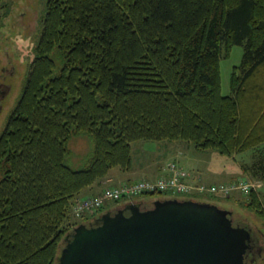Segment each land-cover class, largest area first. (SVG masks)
Masks as SVG:
<instances>
[{
	"label": "trees",
	"instance_id": "trees-1",
	"mask_svg": "<svg viewBox=\"0 0 264 264\" xmlns=\"http://www.w3.org/2000/svg\"><path fill=\"white\" fill-rule=\"evenodd\" d=\"M235 45L243 59L223 95ZM36 51L0 134V264H58L85 221L76 200L133 169L137 141L257 148L244 172L264 181V0H47ZM77 135L94 140L80 168L67 162ZM252 191L244 202L264 218Z\"/></svg>",
	"mask_w": 264,
	"mask_h": 264
},
{
	"label": "water",
	"instance_id": "water-1",
	"mask_svg": "<svg viewBox=\"0 0 264 264\" xmlns=\"http://www.w3.org/2000/svg\"><path fill=\"white\" fill-rule=\"evenodd\" d=\"M231 209L193 198L132 202L80 223L65 236L58 264H246L252 229Z\"/></svg>",
	"mask_w": 264,
	"mask_h": 264
},
{
	"label": "rangeland",
	"instance_id": "rangeland-1",
	"mask_svg": "<svg viewBox=\"0 0 264 264\" xmlns=\"http://www.w3.org/2000/svg\"><path fill=\"white\" fill-rule=\"evenodd\" d=\"M46 11L47 0H0V67L4 65L16 66L15 75L9 79V82L13 85L12 92L7 101L4 102V111L0 115V134L6 127L9 115L16 106L26 84L33 60L37 54L36 47L42 35ZM243 53L244 46L235 45L230 55L221 59L223 95H229L232 92V72L235 66L241 64ZM175 142L178 143L179 141L141 140L135 142L133 163L138 174L140 176L148 175L150 163L166 165V167L171 163H178L191 176L190 181L193 184L203 183L204 181L195 180L192 176L193 173L190 172L191 170L200 172L207 182H216L212 184L229 183L241 178L248 179L255 183L257 190L254 191L264 204V181L253 179L252 172H244V167L251 165L259 154L257 148L227 156L213 149L197 150L193 142L184 141L187 144L186 147L182 145L183 148L179 147L180 142L178 144ZM167 144L169 145L167 146ZM69 147L71 153L67 157V162L74 168H80L86 164L88 154L94 147V140L88 135L73 136L69 142ZM144 168L148 170H143ZM164 174L166 173L164 172L162 175ZM159 177L156 179H159ZM141 179L155 180L152 177ZM125 182L128 181L111 182L106 187H114ZM250 193H253V191L251 190L248 193L235 191L229 195L215 194L207 191V189L199 190L194 186V189L190 188L188 191L179 192L174 196L212 201L222 207L231 209L236 222L242 219L260 237L263 254L260 256L259 264H264V218L247 207L245 202L249 200ZM141 196L150 200L151 197H168L172 194L161 192L156 195H139L134 199H139ZM82 197L84 196L81 195L77 200ZM125 200L127 199L118 202L107 201L106 205L99 209L96 215L99 216L107 208H112V210L122 208V203ZM150 202H147L148 206L152 205V202ZM147 204L144 203V205ZM91 217L89 216V218Z\"/></svg>",
	"mask_w": 264,
	"mask_h": 264
},
{
	"label": "built area",
	"instance_id": "built-area-1",
	"mask_svg": "<svg viewBox=\"0 0 264 264\" xmlns=\"http://www.w3.org/2000/svg\"><path fill=\"white\" fill-rule=\"evenodd\" d=\"M165 173L159 179H140L133 182H125L114 187H106L98 194L84 196L75 203L76 205H74L73 209L74 216L76 218L93 216L106 205L107 201L133 200L136 196L156 191L174 195L179 192L188 191L190 188L194 189L195 186L199 190L207 189L211 193L229 195L235 191L248 193L251 190H257L255 183L242 178L222 184H193L190 181L191 176L178 163L168 165Z\"/></svg>",
	"mask_w": 264,
	"mask_h": 264
},
{
	"label": "crops",
	"instance_id": "crops-1",
	"mask_svg": "<svg viewBox=\"0 0 264 264\" xmlns=\"http://www.w3.org/2000/svg\"><path fill=\"white\" fill-rule=\"evenodd\" d=\"M175 143H177V142H175ZM168 145L169 144H167V146ZM182 145H184L183 147H186V144L180 142L179 147H182ZM149 165H150V167H149L150 171H149V174L146 176H143V175L140 176V174H138V171L135 169V165H134L133 169H131L130 171H122L120 168L119 169L113 168L110 170V173L107 176V178L101 180L100 183H97L93 187L87 188L83 192L82 195L85 196V195H92V194L100 193L111 182L117 183V182H120V181L123 182L126 180L127 181H135V180H139V179L144 178V177H152V178L156 179L165 172L166 165H161V164H157V163L156 164L150 163ZM143 170H148V169L144 168ZM190 172L193 173L192 176L195 180L200 179L201 181H204V182L210 183V184L216 183V182L205 181L204 177L200 174V172H197L196 170H191ZM154 199H156V197H151L150 200L149 199L147 200L146 198L141 196V197H139V199L137 198L136 201L141 202L142 204H144V203L147 204V202H149V201L153 202ZM130 202L131 201L125 200V202L122 203L123 204L122 206H125V205L129 204Z\"/></svg>",
	"mask_w": 264,
	"mask_h": 264
},
{
	"label": "flooded vegetation",
	"instance_id": "flooded-vegetation-1",
	"mask_svg": "<svg viewBox=\"0 0 264 264\" xmlns=\"http://www.w3.org/2000/svg\"><path fill=\"white\" fill-rule=\"evenodd\" d=\"M0 115L4 111V102L7 101L9 98L8 96L12 92L13 85L9 82V79H11L15 73H16V66L12 65V67H9L7 65H4L0 67ZM233 220L234 213L232 215ZM235 224H241L243 226H247L248 228L252 229L251 226L244 223V221L237 220L235 221ZM252 240L251 245L249 249L247 250L245 254V262L246 264H259V260L261 259L260 256L263 254V247L260 244V237L256 235V233L252 229Z\"/></svg>",
	"mask_w": 264,
	"mask_h": 264
}]
</instances>
